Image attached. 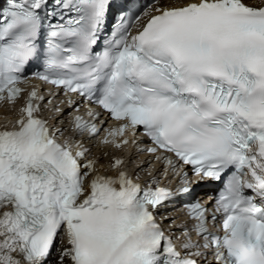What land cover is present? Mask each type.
<instances>
[{
    "label": "snow or ice",
    "instance_id": "obj_1",
    "mask_svg": "<svg viewBox=\"0 0 264 264\" xmlns=\"http://www.w3.org/2000/svg\"><path fill=\"white\" fill-rule=\"evenodd\" d=\"M3 105L0 264H264V3L0 0Z\"/></svg>",
    "mask_w": 264,
    "mask_h": 264
},
{
    "label": "bare ground",
    "instance_id": "obj_2",
    "mask_svg": "<svg viewBox=\"0 0 264 264\" xmlns=\"http://www.w3.org/2000/svg\"><path fill=\"white\" fill-rule=\"evenodd\" d=\"M174 2H176V3H183L184 0H174ZM246 2L249 3V4H252V5H260L261 3H264V0H246ZM1 115H3L5 118H2ZM15 115H16L15 111L14 110H11L10 108L1 110L0 111V125H4L3 122L8 123L10 121H15L16 120V118H14ZM52 122H54V120H52ZM87 145L92 148V152L94 153V155L97 154L98 156L101 157L99 159L98 164H97L98 166H100V169L101 170L109 168V165L111 163L110 159H111L112 156L117 155V154L121 155V153H118V152L109 150L107 148H103L102 149L100 147L94 146V145H92V143L91 144L88 143ZM103 152H107L108 155L107 156L101 155ZM135 156H136L135 154H132L131 159H134V158L136 159ZM144 162H145L144 159L141 158V159H139V160H137L135 162L130 163L128 165V167H129V169H128L129 173L132 175L134 171H137L136 165L138 163L143 164ZM97 168L99 169V167H97ZM141 174L142 173H140V175ZM141 177L144 178V175H141ZM62 246L63 245L61 244V239H58L57 240L56 247H55L56 254L55 255H52V257H51L52 264H55V261H56V259L58 257L59 251L62 248Z\"/></svg>",
    "mask_w": 264,
    "mask_h": 264
}]
</instances>
